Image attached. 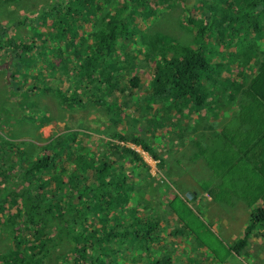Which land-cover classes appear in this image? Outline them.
Listing matches in <instances>:
<instances>
[{
	"label": "trees",
	"instance_id": "16d2710c",
	"mask_svg": "<svg viewBox=\"0 0 264 264\" xmlns=\"http://www.w3.org/2000/svg\"><path fill=\"white\" fill-rule=\"evenodd\" d=\"M197 1L199 2V0ZM7 2V0H0V16L10 12ZM125 2H120V0H61L54 2L51 7L44 6L42 9L43 16L29 21L32 28H38L40 19L44 20L48 29L39 32V34L47 35L48 38L41 39V42L44 45L48 44L50 48L52 43L61 39L65 33L78 35L77 28L79 26L76 24L79 21L84 20L93 23L88 36L91 37V43L86 41L88 50L84 51V45L77 49L79 59H83V65L80 66L81 71L78 69L75 75L69 74L70 85L68 88L65 90L60 87L57 88L60 102L68 108L80 106L83 104L82 97L88 95L94 98L93 101L88 102V107L104 108L111 111L115 102L121 99V95L126 93L130 96L133 94L127 91L126 85L128 83L135 87L138 84V78L131 76L132 71L141 70L145 66L154 71L153 67L147 63L157 61L159 67L156 69L151 86L147 88L146 93L137 99L133 98L137 105V118H134L120 139L122 141L129 140L127 138L136 139L134 141L137 144L141 143L146 151H149L155 159L159 160L158 166L160 168L167 167L172 170L170 163H160V160L166 162L163 146L167 140H160L159 143L152 141L151 145L150 140L145 135L146 122L152 120L151 117L149 118L150 114L151 116L155 115L161 108L166 110L168 107L171 112L165 117L164 122L171 127L169 134L176 135L182 132L181 130H191L192 134L195 135L198 133L201 124L194 123V126L190 120L191 115L197 114L196 112H199L201 107L200 111L205 110V116L208 119L212 116L211 114L217 115L220 111V108L216 106L217 94L222 97L221 100L232 101L231 104L224 103L223 114L217 120L230 133L224 132L221 135V137L224 135L222 140L226 141V146L229 147L230 152L222 151L218 146L217 150L205 147L202 150V155L211 178L219 179V183H215L214 187L210 188L212 196H215L216 199L225 198L224 196L230 192V194H236L242 200H246L249 207L253 209L249 218L250 223L247 227L245 226L244 236L233 239L232 243L229 244L225 242L227 245L225 252L231 251L234 255L240 256L242 251L250 246L249 238L252 239L264 228V207H257L256 202L249 198L250 195H255L241 188H230L226 185L227 181L235 182L236 178H229H233V173L237 170L249 168L252 164L264 163V129H262L259 111L261 108L264 109V47L260 46L264 44V39L261 37L259 41L256 40L261 33L264 36V0H205L204 3L209 8L208 14L210 16L205 26L201 23L200 28L196 30L194 42H191V44L197 45V48L189 46L184 52L175 49L170 59L165 55L154 54L160 48L156 40L152 39L150 42L142 40L138 44L132 40L130 29L133 25L134 15L129 14L128 10L131 7H126ZM137 2L134 1V4ZM224 2L227 9L223 12L220 9ZM29 4L27 1L20 6L24 8ZM234 6L236 7L235 10H229V8L233 9ZM219 17L222 18L221 21H219ZM228 17H230L229 21H227ZM14 24L16 26L18 22L14 21ZM11 27L13 25L5 27L0 23V45L3 46L4 44L5 49L0 55V64L3 62L2 68L0 67V74H6L7 78L9 73L11 75L12 71L22 68L21 61L32 65L37 64L39 60V54L27 55L30 49L29 45L18 44L14 38H8L5 41V35ZM177 27H182L180 21H178ZM214 30L218 31L216 38L212 36ZM207 37L214 39V48L211 47L213 43L207 40ZM118 39L130 51L136 49L138 52H144L146 55L145 63L134 65L133 57H126L122 61L118 59L115 48ZM219 44L225 46V52L222 51L223 57L225 58L227 54L231 59L230 61L212 62ZM232 48L234 50H229ZM4 57H7L8 60L5 65ZM117 60L121 61L119 71L116 66ZM101 61L105 62V69L99 72L100 66L98 64ZM234 63L239 67L236 74L230 73L234 75V78L223 76L224 71H231V66ZM87 64L88 69L84 72V66ZM112 67H114V72L111 70ZM64 68L68 71L67 65ZM79 72L90 75L96 74L97 76L83 80ZM117 73H120V78L116 83L109 80L110 75ZM69 80L67 78L68 82ZM220 80L226 83L223 89L219 91L220 93L213 90L210 92L208 86L213 83L216 86ZM81 81L90 83L89 89H80L78 83L80 84ZM122 84L124 85L122 86ZM3 89L5 88L3 87ZM2 93L5 92H0V112L9 120V109L2 106ZM209 93L214 94L211 96L210 104L205 103L206 98L210 99ZM106 98L109 99L106 100ZM234 99L236 102L233 104ZM97 102L101 105H97ZM157 104H161V106L154 111L150 105ZM123 107L130 109V102L123 103ZM184 109H188V112H185ZM211 109L214 113L211 112ZM233 113L242 117L238 122L236 121V125L234 117H231ZM112 121L117 123L118 117L114 116ZM1 122L2 116L0 115V125ZM5 131L9 133L8 129ZM5 135L8 138L7 145H2L0 142V178L4 179L3 182H0V224L11 222L13 226L12 237L20 244L28 242V239L33 244L24 253L25 256H21L18 252L2 250L0 252V264H80L75 258L77 253L82 255L83 264H100L102 257L109 256V252L105 250L106 247L97 245L100 240V238L95 237L97 234L107 241L111 236H114V239L120 238L129 243L134 239L151 244L159 242L158 237L155 236L156 226L159 228V233L164 230L160 216H155V221H142L140 228L123 229L119 233L108 231L109 229L105 230L103 227L100 229L96 222L94 234L90 230L92 226L90 213L92 210L109 211L120 204L128 206V201L131 198L149 203L148 212L153 211L151 198H147L148 193H139L136 188L127 185L124 163L130 160L128 166L133 173L139 171L140 165H145L142 164V156L130 145L125 144V142L123 144L110 142L108 158L91 169L94 186L92 187L85 180L80 179L79 175H74L70 179L74 181L72 188L75 189L76 193H71L70 187L58 179L55 180L56 188L52 186V181H46V186L40 182V178L46 174L47 167L62 163L59 145L53 150V156L46 155L41 159L35 158L32 161V156L35 157V154L31 152L29 146L24 143H21L20 146L18 137L14 138L6 133ZM239 135L242 138L240 148L237 149L235 137L236 141L239 142ZM193 138L195 137L193 136ZM190 139L192 138L190 137ZM174 141L179 140L175 139ZM168 142L171 143V141ZM159 145H161L162 154H158L155 148ZM178 145L182 146L180 142L177 145L174 144V146ZM190 148H192V155L195 157L197 151L194 145L191 144ZM240 151L243 154L242 157L238 155ZM224 154L230 157L231 163L222 162ZM29 157H31V161ZM236 158L240 160L239 163H233ZM117 160H123V162L117 164ZM16 171L23 184H27L23 190L18 192L10 188L11 180H15L14 173ZM99 178L101 179L99 180ZM59 187L65 190L61 194L56 193V189ZM80 188L85 189V192L82 193ZM104 188L110 189L112 192L115 191L113 194L116 199L110 195L112 202L107 206L102 203L101 197L97 194V191ZM125 189H129V191L125 192ZM43 193L54 194L59 199L67 197L68 201L63 206L55 207L53 204L54 196L48 201L47 197H43ZM260 194L264 195V187L263 191L257 195ZM82 196L84 199L81 200ZM178 197L177 194L172 199L171 207H173L175 200L176 205L181 204ZM262 202L264 204V201ZM63 211L64 213H62ZM175 211L179 210L176 208ZM72 219L74 223L70 225L69 222ZM51 234L53 235L51 236ZM0 236H2L1 231ZM65 247L70 248V251L62 252L61 248ZM5 249L10 250L11 248L6 246ZM22 251L24 252L23 247ZM68 254L71 256L70 260L65 258ZM53 258H56V262L52 261ZM159 264H172V262L170 259H166Z\"/></svg>",
	"mask_w": 264,
	"mask_h": 264
},
{
	"label": "rangeland",
	"instance_id": "374dc122",
	"mask_svg": "<svg viewBox=\"0 0 264 264\" xmlns=\"http://www.w3.org/2000/svg\"><path fill=\"white\" fill-rule=\"evenodd\" d=\"M7 1L10 12L0 16V23L6 27L11 25L13 27L5 35V41L8 38H14L18 43L35 40L37 51L27 55L39 54V60L37 64L32 65L21 61L22 68L12 71L11 75L9 73L8 78L6 74H0V92H5L2 93V106L9 109V120L0 112L2 116L0 142L2 145H7L8 138L5 133L12 135L14 138L18 137L20 146L21 143L27 141L32 150L31 152L35 154V157L32 156V161L35 158L41 159L46 155L53 156V150L59 145V155L62 163L47 167L46 174L40 178V182L46 186V181H52V186L55 187V180L58 179L61 183L70 187L71 193H76L75 189L72 188L74 181L70 177L79 175L80 179L85 180L87 184L93 187L91 169L104 160L105 153L103 151L109 153V140L118 141L130 123L134 121V118H137V105L134 99L146 93L147 89L145 91L130 89V86L126 83L127 91L133 92V94H130V96L126 93L121 95V99L115 102L111 111L104 108L88 107V102L94 100L93 97L88 95L82 97L83 104L80 106L70 107V109L68 106L63 105L58 97L57 88L60 87L63 90L68 88L70 85L69 74L75 75L78 69L81 71L80 66L83 65V59H79L77 49L84 45V51L88 50L86 41L91 43V37L88 36L93 23L91 21H79L76 24V26H79L77 28L78 35L65 33L61 39L54 41L50 48L48 44L44 45L40 38L34 37L37 32L48 29L44 20L40 19L38 28H32L29 25V20L42 17L44 6L51 7L54 2L61 0ZM27 1L30 3L29 6L22 8L20 4H25ZM124 1H126V7H131L128 10L129 14L134 15L130 33L132 40L137 44L142 40L150 42L151 37H159L165 34V36H168L171 45L177 48L178 51L184 52L189 46L197 48V45L191 44V42H194L196 30L200 28L201 23L205 26L207 19H209L207 13L209 8L205 5V0H199V2L197 0H120V2ZM134 1L138 2L134 4ZM226 9L224 2L220 10L224 12ZM235 9V6L233 9L229 8V10ZM136 12L137 14H134ZM221 19L219 17V21ZM229 19L230 17L227 18V21ZM14 21H17L18 25L15 26ZM178 21H180L182 27H177ZM252 33L255 32L252 31ZM217 34L218 31L214 30V33H212L213 38H216ZM261 37L264 39L262 33L258 35L256 40L259 41ZM41 38L47 39L48 37L45 35ZM74 38H77V40H74ZM207 40L213 43L211 47L214 48V39L207 37ZM126 43L129 42L126 41ZM260 46L264 47V44ZM224 47L219 44L212 62L231 60L227 54L225 58L223 57ZM115 48L118 59L121 61L126 57H133L134 65L146 61L144 52H138L136 49L130 51L119 39L115 43ZM4 50V44L3 46L0 45V55ZM229 50L227 51L229 52ZM166 53V47H161L154 54L164 56ZM172 56V53H170L168 58H172ZM4 59L5 65L8 60L7 57H4ZM121 61L117 60L116 62L118 71ZM147 64L152 66L155 72L158 62H148ZM1 65L3 66V62L0 64L2 68ZM65 65L68 66V71L64 68ZM98 65L100 66L98 71L102 72L105 69V62L101 61ZM231 67L232 72L224 71L223 76L234 78V75L230 73L236 74L239 67L235 63ZM86 69H88V64L84 66L83 71L85 72ZM111 70L114 72V67ZM1 71L3 70L1 69ZM79 75L83 77V80L95 77V74H83L82 72H79ZM131 75L139 76V87L136 88L148 86L154 77V73L151 74L150 67L147 68V66L141 70H133ZM119 78L120 73L109 76V80L114 83ZM219 83L216 86L214 83L209 85V91L219 92L222 90L226 83L221 80ZM78 86L80 89H89L90 83L81 81ZM209 95L210 99L206 98L205 100V103L208 104H210L209 101H211V96L214 94L209 93ZM217 96L216 106L220 108L217 115L211 114L212 116L208 119L205 117V110L200 111L201 107L199 112H196L197 114L190 117L193 124H201L198 133L195 132V135L199 137H191V130L179 132L177 136L169 134L170 126L163 125L165 117L171 112L168 107L166 110L161 108L155 115L150 116L151 121L147 120L146 125L150 122V127L156 126L154 133L167 140L165 146H163L166 162L160 160V163H170L173 169L160 168L157 164L159 160L155 159L149 151L144 152L143 148H139L140 155L142 154L141 156L146 162L142 163L145 164L144 166L140 165L138 172L130 175V178L127 179V185L136 188L139 193H148L147 198H151L153 211L148 212L147 206L149 203L131 198L128 201V206L120 204L109 211L92 210V213H90L92 222L90 230L94 234L95 222L98 228L103 227L105 230L114 231V233H119L123 229L133 230L135 227L140 228L142 221H155V216L162 218L161 225L164 230L159 233V228L156 226L155 236L158 237L159 242L152 244L139 239H134L129 243L120 238L114 239V236H111L107 241L97 234L95 237L100 238L97 245L106 247L105 250L109 252V256L102 257L100 264H159L166 259H170L172 264H264V228L252 239L249 238L251 244L242 251L240 256L234 255L231 251L225 252L226 243H232L233 239L244 236L245 226L247 227L250 223L251 211L248 202L242 200L236 194H230L229 192L224 196L225 198L216 199L210 192V188L214 187L215 183H219V179L211 178L202 150L205 147L217 150L218 146L220 150L230 152L229 147L226 146V141L222 140L224 135L221 137L220 134L222 131L225 133H228V131L221 127L217 120L223 114L224 103L231 104L232 101L221 100L222 97L219 94ZM108 99L106 98V100ZM234 100L233 104L236 102V99ZM125 102H130V109L123 107ZM96 104L101 105L99 102ZM160 106L161 104H157L152 107L156 110ZM177 106L180 107V105ZM184 110L188 112V109ZM259 111L261 113L262 129H264V109L261 108ZM211 112L214 113L212 109ZM114 116L118 117L117 123L112 121ZM139 127H142V125H139ZM6 129L9 130V133L5 131ZM219 138L221 139L219 140ZM241 138L242 136H240L238 142L235 137L237 149L240 148ZM147 139L150 140L151 145L152 141H160V139H150L148 136ZM175 139L179 141H174ZM191 140V144L194 145L197 151L195 157L192 155V148H190ZM168 141H171L172 144ZM179 142L182 146H174ZM155 148L158 154H162L161 145ZM238 155L243 156L241 151ZM223 156V163H231L230 157L226 154ZM29 160L31 161V157H29ZM117 162L119 163V160ZM239 162L240 160L236 158L233 163ZM124 164L127 172L125 174L128 176V173H131L132 170L128 166V162ZM233 175L234 177L229 179L236 178L235 182L227 181L226 185L230 188H241L255 195L249 196L251 201H255L257 207H264L262 202L264 201V195H257L263 191L264 187V163L252 164L249 168L239 169ZM18 176L16 171L14 173L15 180H11L10 185V188L16 190V192L27 186V184H23ZM3 181L4 179L0 178V182ZM79 190L82 193L85 192V189L80 188ZM64 191L61 187L56 189L58 194ZM126 191H129V189ZM97 194L101 197V201L105 206L112 202L110 195L116 199L113 192L106 188L97 191ZM177 194L181 204L176 205L174 199L175 202L171 207L172 199ZM53 196L55 207L63 206L68 201L67 197L59 199L54 194L43 193V197H47L48 201ZM82 199H84V196H82ZM176 208L179 211H175ZM69 223L72 225L74 223L73 219ZM12 227L11 222L0 224V231L2 232L0 252L2 250L14 251L21 256H25L24 253L27 252L33 242H29L28 239V242L24 244L18 243L11 235ZM6 246L11 249H5ZM61 249L62 252L70 251L68 247ZM65 258L70 260L71 256L68 254ZM75 258L80 264L84 263L80 253H77ZM52 261L56 262V258H53Z\"/></svg>",
	"mask_w": 264,
	"mask_h": 264
},
{
	"label": "clouds",
	"instance_id": "9594fccd",
	"mask_svg": "<svg viewBox=\"0 0 264 264\" xmlns=\"http://www.w3.org/2000/svg\"><path fill=\"white\" fill-rule=\"evenodd\" d=\"M208 13V12H207ZM170 15H172L171 13H170ZM209 16H210V14H209ZM41 18V17H40ZM33 20V19H32ZM30 21V20H29ZM48 28V27H47ZM42 32L43 31H46V30H41ZM255 34V33H254ZM43 36H45V35H40L39 34V32H37L35 35H34V37H38V38H40V40L42 39L41 37H43ZM46 37H47V35H46ZM152 39H154V40H156L157 42H158V44H159V46H160V48L161 47H166V49H167V53L165 54V56L168 58V55L170 54V53H172V55H173V52H174V50L175 49H177V48H175V47H173L172 45H171V43H170V41H169V39H168V36L166 35L165 36V34H163L162 36H159V37H157V36H154V37H151ZM16 41V40H15ZM19 43H25V44H27V45H29V47H30V49H29V51L27 52V54L28 53H32L33 51H37V45H36V42H35V40L34 41H22V42H19ZM18 43V44H19ZM29 56V55H28ZM133 56V55H132ZM170 59V58H169ZM159 67V64H157V67H155V69H157ZM151 71V70H150ZM152 73H154V77H155V74H156V70H155V72L154 71H151V74ZM95 76H97L96 74H95ZM132 76V75H131ZM135 77H137L138 78V84L134 87V86H131L130 84H128L129 86H130V89H134V90H138V91H144V90H146L149 86H151V83H152V81H153V79H154V77L151 79V82H150V84L148 85V86H143L142 88H136V87H139V76L138 75H134ZM134 76H132V77H134ZM133 93V92H132ZM151 107H152V105H150ZM72 107H74V106H72ZM154 111H155V109H154ZM150 116H151V114H150ZM150 116H149V118H150ZM206 117V116H205ZM231 117H234V119H235V121H234V123H235V125H236V123L242 118L240 115H238V114H235V113H233L232 115H231ZM237 121V122H236ZM150 123V122H149ZM149 123H148V125H146V127H145V129H144V131H145V135H147L150 139H160V140H164V137L163 138H160L159 137V135L158 134H156V133H154V131L156 130V126H154V127H150L149 126ZM164 126H166V125H169L168 123H165L164 122V124H163ZM170 126V125H169ZM221 126V125H220ZM222 127V126H221ZM170 130H171V127H170ZM179 130H181V129H179ZM181 131H183V130H181ZM222 133H224V131H222ZM222 133H220L221 135H222ZM177 134H179V133H177ZM177 134L176 135H174V136H177ZM199 137V136H196V135H194V134H192V136L191 137ZM127 139H129V140H127V141H122V139H119L118 141H114V140H110V142H113V143H117V144H123V142H125V144H128V145H130L137 153H139L140 154V151L138 150L139 148H143L144 149V152L146 151L145 150V148L143 147V145L140 143V144H137L134 140H136V139H134V138H127ZM214 139V138H213ZM212 139V140H213ZM220 139V138H219ZM154 143H159L160 141H153ZM25 143V145L26 146H28V143H27V141H25L24 142ZM103 153H105V158H104V160L105 159H107L108 158V156H109V153L108 152H106V151H103ZM142 155V154H141ZM123 162V160H119V163L117 162V164H121ZM128 163H130V160L129 161H127ZM126 162V163H127ZM143 162H146L145 161V159L143 158ZM191 162V160L189 161V163ZM158 164V163H157ZM143 166V165H142ZM130 167V166H129ZM132 170V169H131ZM124 171L126 172V170L124 169ZM127 173V172H126ZM133 172L131 171V173H128V176H127V179H129L130 178V175L132 174ZM92 176V175H91ZM92 178H93V176H92ZM101 179V178H100ZM93 181V180H92ZM147 185H149V184H147ZM156 185V184H155ZM107 189V188H106ZM107 190H109V191H111L110 189H107ZM126 190L127 189H125V192H126ZM113 193H115V191L113 190ZM145 194V193H144ZM140 206V205H139ZM249 206V205H248ZM261 208V207H260ZM250 209V211H251V213L253 212V209H251V208H249ZM251 217V216H250Z\"/></svg>",
	"mask_w": 264,
	"mask_h": 264
},
{
	"label": "bare ground",
	"instance_id": "6f19581e",
	"mask_svg": "<svg viewBox=\"0 0 264 264\" xmlns=\"http://www.w3.org/2000/svg\"><path fill=\"white\" fill-rule=\"evenodd\" d=\"M6 27V26H5ZM220 84V83H219Z\"/></svg>",
	"mask_w": 264,
	"mask_h": 264
}]
</instances>
